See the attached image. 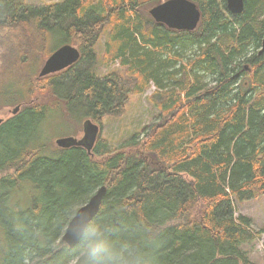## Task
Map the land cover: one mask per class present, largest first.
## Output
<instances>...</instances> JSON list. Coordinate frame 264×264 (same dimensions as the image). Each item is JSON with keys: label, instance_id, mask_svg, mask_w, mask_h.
Instances as JSON below:
<instances>
[{"label": "trees", "instance_id": "16d2710c", "mask_svg": "<svg viewBox=\"0 0 264 264\" xmlns=\"http://www.w3.org/2000/svg\"><path fill=\"white\" fill-rule=\"evenodd\" d=\"M162 1L0 0L8 64L26 73L21 95L45 96L0 124V264H83L82 243L69 247L61 236L100 186L92 220L130 264H255L243 245L259 234L234 216V202L264 194V0H244L240 14L225 0H192L201 11L193 31L151 19ZM105 25L102 61H118L123 75L93 70ZM66 43L79 59L34 86L36 51L48 57ZM151 83L158 113L142 137L115 149L100 141L92 155L49 146L52 117L98 122Z\"/></svg>", "mask_w": 264, "mask_h": 264}, {"label": "rangeland", "instance_id": "374dc122", "mask_svg": "<svg viewBox=\"0 0 264 264\" xmlns=\"http://www.w3.org/2000/svg\"><path fill=\"white\" fill-rule=\"evenodd\" d=\"M60 1L61 0H25V2L31 6L51 5ZM261 11V17H264V6ZM108 32L109 25H105L96 44L95 51L97 63L93 67V70L99 76H104L112 70H117L123 75L124 68L119 65L118 61L106 65H104L102 61L104 43L107 39ZM6 43L7 40L0 39V94L4 92L6 98H11L4 100L0 95V117L4 120L12 115L11 111L16 105L24 106L37 101L41 102V100L45 98L44 94L40 91H35L36 96H30L28 99L21 95L23 94L22 91H25L23 87L27 83L26 73L8 64L7 58L9 59L11 56V51L8 49L9 45ZM43 53L44 52L39 49L36 51V66L30 70L34 72L35 75L33 78L34 86L40 68L47 58L43 56ZM26 68L29 70L28 66H26ZM154 88V85L151 83L143 93L129 94L120 114L115 116H103L101 120L97 122L99 125V133L94 143L106 141L110 149H115L129 140L133 134H136L138 138L142 137V134L157 118V109L150 100ZM15 90L16 94L14 95ZM86 119L88 118H79L78 120L74 118L70 119L67 115L52 117L47 122L45 130V135L50 136L49 146L53 148L57 145L55 140L60 137L73 136L78 139L82 138L83 123ZM79 202H77L76 207L79 206ZM234 205V216L238 217L241 215L250 218L251 229L259 234L252 243L243 245L249 260L255 264H264V194L241 202L235 201ZM200 206V203H198V205L192 209L191 216H198V209Z\"/></svg>", "mask_w": 264, "mask_h": 264}, {"label": "water", "instance_id": "95a60500", "mask_svg": "<svg viewBox=\"0 0 264 264\" xmlns=\"http://www.w3.org/2000/svg\"><path fill=\"white\" fill-rule=\"evenodd\" d=\"M227 10L232 14H240L244 9V0H225ZM148 15L156 23L162 24L167 28L175 30L193 31L197 28L201 11L197 4L192 0H164L148 9ZM264 52V34L261 37L259 53ZM80 57L78 47L71 44H62L57 47L44 61L38 73L43 77L52 73L69 68ZM20 106H15L11 113L16 114ZM0 117V124L3 122ZM99 133V125L86 119L83 123V136L78 139L73 136L60 137L55 143L60 147L82 146L87 151L91 150ZM106 191L105 186L98 187L86 200L85 203L76 208L69 219L65 230L61 236L69 247L75 246L79 240L74 235V225L85 216L93 218L98 212L102 197Z\"/></svg>", "mask_w": 264, "mask_h": 264}, {"label": "clouds", "instance_id": "9594fccd", "mask_svg": "<svg viewBox=\"0 0 264 264\" xmlns=\"http://www.w3.org/2000/svg\"><path fill=\"white\" fill-rule=\"evenodd\" d=\"M74 235L82 243L80 257L83 264H130L109 239L110 229L87 216L74 225Z\"/></svg>", "mask_w": 264, "mask_h": 264}, {"label": "flooded vegetation", "instance_id": "af4514ba", "mask_svg": "<svg viewBox=\"0 0 264 264\" xmlns=\"http://www.w3.org/2000/svg\"><path fill=\"white\" fill-rule=\"evenodd\" d=\"M225 6H226V4H225ZM264 34V33H263ZM258 53H259V51H258ZM53 74V73H52ZM17 106V105H16ZM20 106V105H19ZM20 108H21V106H20ZM20 108H19V110H20ZM18 110V111H19ZM15 115V114H14ZM91 120V119H90ZM92 121V120H91ZM92 122H94V121H92ZM94 123H97V122H94ZM95 144L96 143H94V145H93V147H91V150L90 151H87V149H85L84 147H82V146H80V147H82V148H84L85 150H86V152L87 153H89L90 155H92L93 154V149H94V146H95Z\"/></svg>", "mask_w": 264, "mask_h": 264}]
</instances>
